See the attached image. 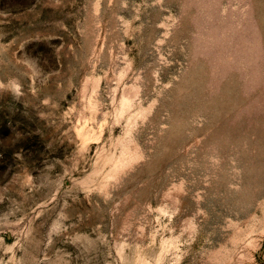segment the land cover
<instances>
[{"label":"rangeland","instance_id":"374dc122","mask_svg":"<svg viewBox=\"0 0 264 264\" xmlns=\"http://www.w3.org/2000/svg\"><path fill=\"white\" fill-rule=\"evenodd\" d=\"M0 264H264V0H0Z\"/></svg>","mask_w":264,"mask_h":264}]
</instances>
